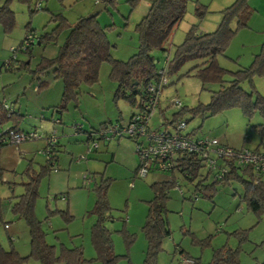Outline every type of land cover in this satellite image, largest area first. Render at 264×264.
Here are the masks:
<instances>
[{
    "label": "rangeland",
    "instance_id": "374dc122",
    "mask_svg": "<svg viewBox=\"0 0 264 264\" xmlns=\"http://www.w3.org/2000/svg\"><path fill=\"white\" fill-rule=\"evenodd\" d=\"M116 1V10H102L97 20L101 27L113 25L109 29L105 28L111 56L126 61L137 51L135 25L147 11V0H138L134 8L129 0ZM89 2L39 0L40 9L33 14L27 11V6L16 0L10 3L15 25L8 33H4L0 26V100H5L14 111L20 110L21 130L35 128L42 133L55 131L60 145L57 166L48 175L41 176L34 206L35 218L42 222L46 234V243L55 247L58 254L61 249H78L82 259L79 264H100L91 245L90 229L96 220V216L91 213L95 203L93 178L98 181L102 176L108 181L107 200L111 217L104 225L112 232L113 252L121 256L117 264H145L147 242L142 226L148 202L154 195L151 185L169 180L171 174L152 169L146 177L140 178L135 172L139 155L134 140L123 136L107 142L97 140V134L93 133L98 147L89 150L92 142L85 143V133L75 130L81 125L84 131H90L101 122H115L119 118L125 124L131 113L136 111L124 101L114 100L116 83L109 77V64L105 62L100 66L96 84L81 86L78 108L70 105L61 117L56 113L52 115L49 109L60 99L61 81L53 79L48 72L41 78L47 82V87L38 93L34 89L37 81H33L32 77L38 64L43 58L55 57L66 35L65 26L73 24L80 16H87L95 5L87 14L80 13ZM233 2L188 0L184 19L165 42L168 57H172L174 47L182 43L186 32L193 25L198 32H213L221 20L220 12ZM197 6L203 12L201 17L196 14ZM248 6L252 11L248 26L235 33L224 56L217 58L218 64L229 72L248 67L264 42V0H248ZM61 22L65 26L58 27ZM28 24L33 42L30 52H24L18 47L26 37ZM46 34H51L55 39L50 38L48 42L39 44L38 38ZM153 55L158 60L157 67L162 68L165 54L154 51ZM11 59L15 60L11 61L7 70L4 63ZM20 63H27V67L19 68ZM195 64V61L186 63L178 73L170 76L168 84L161 86V111L175 98L187 108L207 104L209 90L218 89L214 84H205L202 88L197 78L184 76ZM229 78L227 76L226 80ZM251 86L264 97V76L255 77ZM251 86L247 82L242 84L247 92L251 91ZM176 110L170 106L165 116L171 118ZM41 115L44 119H40ZM59 117L62 123H54L53 120ZM183 119L187 120L184 131L194 130L193 137L215 138L234 149L244 145L249 150L264 153V129L253 128L263 122L258 111L250 118L244 116L239 108H231L205 118H191L185 114ZM148 125L150 129L162 127L158 109L149 118ZM7 126L0 125V132ZM44 148L45 142L41 139L27 140L18 145L6 144L0 149V244L4 250L13 248L23 257L30 253L29 232L24 219L17 218L12 212V205L23 192L21 184L26 179V169L30 165L39 169L45 164ZM175 175L178 186L169 190L165 203V218L170 234L162 241L156 264H182L183 258L196 261L197 264H210L213 250L224 244L238 250V264H264V214L258 218L246 211L245 203L241 200L240 185L233 182L221 187L212 199L201 198L199 194L194 198L191 185L177 173ZM49 210H66L70 218L58 213L50 214ZM123 228L132 237L131 241L127 239L128 235L121 232ZM236 230L244 232L246 237L243 241L232 235ZM27 264L39 262L29 257ZM56 264L64 263L58 261Z\"/></svg>",
    "mask_w": 264,
    "mask_h": 264
},
{
    "label": "trees",
    "instance_id": "16d2710c",
    "mask_svg": "<svg viewBox=\"0 0 264 264\" xmlns=\"http://www.w3.org/2000/svg\"><path fill=\"white\" fill-rule=\"evenodd\" d=\"M12 1L3 0L0 5V26L4 33L10 32L15 25L14 12L10 8ZM16 1L27 6V11L30 14L40 9L38 7L39 0ZM102 1L105 5L103 10H106V12L116 10V0ZM137 1L129 0L131 7L134 8ZM187 2L188 0H149L147 12L135 25V32L138 35L137 51L126 61L114 59L111 56V46L106 37L105 28L109 29L113 25L101 27L98 24L97 16L94 17L91 13L77 18L71 25L65 26L62 22L59 23L58 27H66V35L55 57L43 58L41 63L38 64L37 70L32 77L33 81H37V86L34 88L35 92L38 93L47 87V82L41 80V78L48 72L51 73L53 79L60 80L62 83L60 99L56 105L49 107V109H51L52 113L62 116L70 105L78 108L82 94L81 86L91 87L96 84L100 66L102 63L107 62L110 66L109 77L116 83L114 100H122L134 107L136 111L131 113L125 124L122 123L121 118L115 122H101L96 129H91V131L86 133V142L89 143L95 140L93 133L97 134V140H102L103 138L98 134L107 126L126 125L132 122L134 116L144 112L143 101L145 95H147L146 88L149 83H154L161 89L163 85L161 84L162 77H170L178 73L186 63L195 61L196 64L189 68L184 73V76L197 78L202 84V88H204L205 84H214L218 86V89L209 90L210 98L207 104H199L193 108L181 106L171 115V118L165 116V112L171 106L170 104L164 110H159L161 126L164 129L173 131V125L176 121H182L187 126V120L183 119L185 114H189L191 118H205L231 108H239L247 118H250L255 111H258L263 122L253 126V128L257 130L264 129L262 128L264 127V97L255 92L251 86L255 77L264 76V42L248 67L229 72L222 68L217 61L218 57L224 56L235 33L239 29L248 26L252 15L248 0H234L230 6L224 8L220 12L221 20L213 32H198L196 26L193 25L186 32L182 43L174 47L172 57L169 58L165 49V42L184 19ZM196 14L199 17L203 14L198 6L196 7ZM233 24L235 25L234 28L232 27ZM31 31L28 24L25 35L26 37L29 35L33 39L32 34H30ZM26 37L20 43L18 49L30 52V45H32L33 41L25 45ZM50 38L55 39L51 34L41 36L38 38L40 39L38 43L48 42ZM154 51H161L165 54L162 68L157 67L158 60L153 55ZM12 60L15 59L8 61L7 66L5 65L6 62L4 63V67L7 70ZM18 67L25 69L27 63H20ZM227 76L230 77L228 80H226ZM245 82L250 84L251 91L247 92L242 88V84ZM4 104L8 103L5 100H0V125L10 122V126L2 129V131H22L18 128V119L21 115L14 111L9 104L13 112L8 115ZM40 119H44L42 115ZM53 122L62 123L61 119L58 118L53 120ZM161 128L158 127L156 129ZM31 130H35V128L24 132ZM75 130L82 131L81 125L75 127ZM194 133V130H192L184 134L193 138ZM43 134L48 137L52 133L44 132ZM128 138L135 141L136 147L140 143L136 138ZM44 142V149H46L49 145L46 144L45 140ZM4 145H6L4 142L0 143V148ZM58 147L55 136V143L49 148L45 164L39 166V169H35L31 165L26 169V179L21 184L23 192L16 197L12 205V212L17 218L24 219L27 225L30 238V253L28 256L23 257L13 248L4 250L0 244V264H27L29 257L38 260L39 264H56L58 261L64 264H79L82 260L81 251L78 249H61L58 254L55 247L48 245L45 240L46 234L42 229V222L36 219L34 214L40 178L48 175L57 166V153L60 151ZM239 149L247 148L243 145ZM171 162L172 165L169 170L159 169L154 162H150L147 167L146 175L150 170L155 169L168 171L171 174V178L154 182L151 185L154 195L148 202L147 214L142 226L147 242L145 264H156L162 241L170 234L165 218L167 212L165 203L168 199L169 190L178 186L175 173L191 185L193 195L199 194L201 198L206 199H212L219 188L228 186L233 182L238 183L242 189L241 200L245 203L246 211L252 212L258 218L264 214V172H255L248 165H240L234 160L225 158H222L219 162V168L222 171H219V169L211 171L206 167L204 161L194 153H177L171 159ZM140 166L141 162L139 161L135 170L138 177ZM203 169H206V171L204 172ZM94 176L93 174L92 177ZM92 177L89 176L90 179ZM209 177H211V181ZM93 179L95 203L91 213L96 216V220L90 229L91 245L95 251L96 260L100 264H117L121 256L113 252L112 232L104 225L106 220L111 219L109 215L110 206L107 200L108 181L104 180L102 176L98 181H95V177ZM66 210H49V213H58L70 218ZM121 232L126 234V236L128 235L127 239L131 241L132 237L124 228ZM232 235L239 237L240 242L246 237L242 230H236ZM237 253L238 250H233L227 244H224L213 250L210 264H238ZM193 263L197 264L196 261H193Z\"/></svg>",
    "mask_w": 264,
    "mask_h": 264
},
{
    "label": "built area",
    "instance_id": "2783aa9c",
    "mask_svg": "<svg viewBox=\"0 0 264 264\" xmlns=\"http://www.w3.org/2000/svg\"><path fill=\"white\" fill-rule=\"evenodd\" d=\"M32 41L33 39L28 35L24 43L26 45L30 44ZM7 64L8 62H6L5 65L7 66ZM169 78L170 77H162L161 84L169 82ZM146 91L147 95H145L143 101L144 112L134 116L132 122L126 125H110L98 134L107 142L123 136L136 138L140 142L136 147L139 161L141 162L138 171L139 177L146 176L147 167L150 162H154L161 170H169L172 165L171 159L177 153H194L198 155L204 161L206 167L211 171H217V169L222 171V169L219 168V162L222 158H225L234 160L240 165H248L255 172H264V153L256 150L234 149L220 143L215 138H190L183 133L186 124L182 121H176L174 123L173 131H168L164 128L150 129L148 126L149 118L157 109L161 89L154 83H149ZM170 105L175 109H179L182 106L181 102L176 98L170 102ZM4 108L7 109L8 115L13 112V109L8 104H4ZM41 139H44L46 144L49 145L42 151L48 156L49 148L55 143V131L48 137H45L42 132H38L36 129L28 132L16 130H3L0 132V143L4 142L5 144L18 145L27 140ZM97 147L98 144L93 141L89 150L96 149ZM193 197L196 198L195 195H193ZM182 264L194 263L190 259L183 258Z\"/></svg>",
    "mask_w": 264,
    "mask_h": 264
},
{
    "label": "crops",
    "instance_id": "0c3cea01",
    "mask_svg": "<svg viewBox=\"0 0 264 264\" xmlns=\"http://www.w3.org/2000/svg\"><path fill=\"white\" fill-rule=\"evenodd\" d=\"M2 1H3V0H2ZM102 2H103L102 0H90V2H89L88 5H84V8H83L84 10H82V11H81L82 13H80V14H87L88 12H90V10H91V8H92L93 5H96V4H98V3H102ZM146 6H147V9H148V6H149V0H147V4H146ZM146 12H147V11H146ZM90 13H91V12H90ZM90 13H89V14H90ZM80 17H82V16H80ZM78 18H79V17H78ZM250 18H251V17H250ZM249 20H250V19H249ZM97 21H98V20H97ZM159 100H160V97L158 98V107H157L158 111L160 110V107H159ZM6 103H7V102H6ZM57 103H58V102H57ZM57 103H56V104H57ZM56 104H54V105H56ZM181 104H182V103H181ZM9 105H10V104H9ZM54 105H53V106H54ZM16 112H18V113L21 115V112H20L19 109H17ZM159 112H160V111H159ZM53 114H54V113H52V115H53ZM56 114H57V113H56ZM60 117H61V116H60ZM60 117H59V119H61ZM20 119H21V116H20L19 119H18L19 123H20V121H21ZM61 121H62V120H61ZM4 124H7V125H8L7 127L10 126V122H9V123H4ZM4 124H2V125H4ZM18 128L20 129L19 126H18ZM91 129H92V128H91ZM29 130H30V129H29ZM22 131H26V130H22ZM90 131H91V130H90ZM81 132H84V133H85V135H86L85 143H87V142H86V140H87V134H86V133L89 132V131H86V130L84 131V130L82 129ZM45 133H46V132H45ZM184 133H187V132H184ZM193 138H196V137H193ZM197 138H198V137H197ZM222 144H224V143H222ZM58 145H59V144H58ZM225 145H227V143H225ZM227 146H229V145H227ZM59 147H60V145H59ZM59 147H58V148H59ZM1 148H2V147H1ZM1 148H0V149H1ZM59 150L61 151L60 148H59ZM94 150H95V149H94ZM60 151H59V152H60ZM59 152H58V153H59ZM18 154H19V153H18ZM57 161H58V156H57ZM62 199H64V197H62Z\"/></svg>",
    "mask_w": 264,
    "mask_h": 264
},
{
    "label": "water",
    "instance_id": "95a60500",
    "mask_svg": "<svg viewBox=\"0 0 264 264\" xmlns=\"http://www.w3.org/2000/svg\"><path fill=\"white\" fill-rule=\"evenodd\" d=\"M104 7V3L96 4L93 10L91 11V15L96 17L104 9Z\"/></svg>",
    "mask_w": 264,
    "mask_h": 264
}]
</instances>
